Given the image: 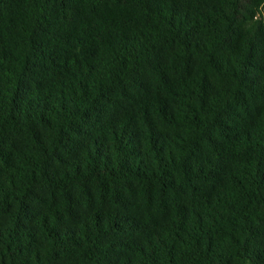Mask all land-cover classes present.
Here are the masks:
<instances>
[{
  "label": "trees",
  "instance_id": "obj_1",
  "mask_svg": "<svg viewBox=\"0 0 264 264\" xmlns=\"http://www.w3.org/2000/svg\"><path fill=\"white\" fill-rule=\"evenodd\" d=\"M0 264H264V0H0Z\"/></svg>",
  "mask_w": 264,
  "mask_h": 264
}]
</instances>
